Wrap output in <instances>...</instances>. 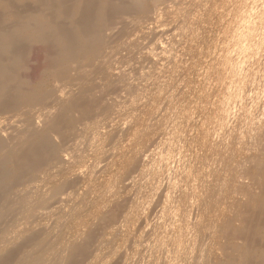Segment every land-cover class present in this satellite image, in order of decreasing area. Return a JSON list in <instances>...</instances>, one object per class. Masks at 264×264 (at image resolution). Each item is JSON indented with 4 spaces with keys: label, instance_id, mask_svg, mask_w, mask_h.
<instances>
[{
    "label": "bare ground",
    "instance_id": "bare-ground-1",
    "mask_svg": "<svg viewBox=\"0 0 264 264\" xmlns=\"http://www.w3.org/2000/svg\"><path fill=\"white\" fill-rule=\"evenodd\" d=\"M208 1L0 0V264H264V0Z\"/></svg>",
    "mask_w": 264,
    "mask_h": 264
},
{
    "label": "rangeland",
    "instance_id": "rangeland-1",
    "mask_svg": "<svg viewBox=\"0 0 264 264\" xmlns=\"http://www.w3.org/2000/svg\"><path fill=\"white\" fill-rule=\"evenodd\" d=\"M215 0H209L208 1V3L206 4V6L204 7V11H203V13H202V19H201V22H200V26H201V28L204 30H200L199 31V33H201L202 34V36H201V34H200V39L201 40H203V42L204 43H207V41H210V39H209V33H210V31H216L217 30V28H218V21H219V18H218V15H217V8H216V6H215V4H213V2H214ZM211 3H212V5H211ZM209 4H210V6H212V7H210L209 6ZM208 7V8H207ZM208 12V13H207ZM215 12H216V15H215ZM204 14V15H203ZM206 14V15H205ZM208 15V16H207ZM217 18H216V17ZM214 17V18H213ZM205 18V19H204ZM206 18H208V19H206ZM211 18V19H210ZM217 20H216V19ZM214 19V20H213ZM205 20H206V22H205ZM208 20V21H207ZM211 20V21H210ZM203 21V22H202ZM204 22H205V24H204ZM215 22V23H214ZM214 25V26H213ZM210 26V27H209ZM211 26H213V28L211 27ZM208 27V28H207ZM206 28V29H205ZM212 28V29H211ZM204 33H203V32ZM208 36V37H207ZM206 37H207V39H206ZM205 38V39H204ZM203 43V44H204ZM193 67V69H194V71H195V68H196V66H192ZM199 69L197 70V72L199 73V70H200V67H198ZM192 69V70H193ZM33 72V73H32ZM31 73H30V76H32V78H34L33 77V75H34V70L32 71ZM197 72H194V73H196L197 74Z\"/></svg>",
    "mask_w": 264,
    "mask_h": 264
}]
</instances>
